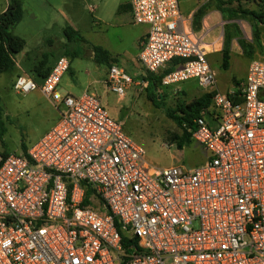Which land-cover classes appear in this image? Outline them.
Wrapping results in <instances>:
<instances>
[{
  "label": "built area",
  "instance_id": "obj_1",
  "mask_svg": "<svg viewBox=\"0 0 264 264\" xmlns=\"http://www.w3.org/2000/svg\"><path fill=\"white\" fill-rule=\"evenodd\" d=\"M131 10L148 26L146 72L183 61L163 88L215 89L179 0H132ZM70 65L61 57L41 86L58 123L26 153L0 154V264H264V51L239 91L215 92L194 120L208 157L191 169L151 165L94 94L60 91ZM106 83L118 96L141 85L116 65ZM37 89L26 75L14 83L18 94Z\"/></svg>",
  "mask_w": 264,
  "mask_h": 264
},
{
  "label": "rangeland",
  "instance_id": "obj_2",
  "mask_svg": "<svg viewBox=\"0 0 264 264\" xmlns=\"http://www.w3.org/2000/svg\"><path fill=\"white\" fill-rule=\"evenodd\" d=\"M9 1L0 0V12ZM119 1L23 0V19L12 32L22 37L26 46L15 57V70L0 74V106L3 110L1 155L23 154V147L28 149L38 142L60 119L59 112L40 89L28 94H18L14 90L16 74L31 77L41 88L44 78L36 73V66L46 71L65 55L70 59L76 77L67 72L59 83V90L65 93L70 91L75 96L86 91L94 94L109 116L122 123L125 135L145 150L151 165L157 168L183 166L191 169L204 163L208 152L197 141L192 140L179 150L175 142L168 140L174 134L181 135L182 130L168 117L167 111L181 115L182 107L206 94L218 91L230 96L232 92L239 91L251 61L264 51V24L256 20V15L263 10L264 0H210L200 8L205 14L210 5L219 4L218 11L222 14L217 32L219 45L214 47L218 55L209 58L217 74L214 90H202L195 80L163 88L157 80L151 81L150 73L145 72L141 85L128 88L123 98L108 90L106 67L91 58V47L85 41L70 42L65 32L71 27L86 41H98L96 32H100V25L97 26L96 16L110 19L116 13ZM181 2L182 7L187 5L184 0ZM92 8L94 12H91ZM193 28L197 32L200 26ZM227 37L230 39L231 59L229 69L224 70L222 51ZM66 48L68 52H65ZM76 48H79L78 53ZM122 69L134 81L143 72L139 65L124 66ZM150 95L155 96L156 102Z\"/></svg>",
  "mask_w": 264,
  "mask_h": 264
},
{
  "label": "crops",
  "instance_id": "obj_3",
  "mask_svg": "<svg viewBox=\"0 0 264 264\" xmlns=\"http://www.w3.org/2000/svg\"><path fill=\"white\" fill-rule=\"evenodd\" d=\"M184 1H186L187 7L186 6L182 7L181 0H179V5H180V11L182 15L184 16V18L186 19L187 30L203 38L204 42L206 43L207 50H208V60H209L210 56L217 54L216 52L218 51L214 47L219 45V37L217 35V32L219 30V26L221 25V18H222V14L219 12L220 11L218 7L219 4L214 3L213 5H210L208 10L205 12V14H203L200 8L204 5L206 6L207 2L210 0H184ZM131 2L132 0H120L119 3H117L119 5L117 7L116 13L113 14L110 17V19L109 18L105 19L103 17L96 16L97 26L100 25V28H99L100 32L99 31L96 32L98 33V37H99L98 41H94L93 43L85 41V43H87L91 47L90 49L91 51L89 54L96 63L98 62L95 60V54L93 51L94 46L102 47L109 53L111 57V61L109 65L103 64V66L106 67L105 68L106 69L105 71L106 81H107L108 70L111 66H114V65L120 68H124V66L137 67V65H139V67L143 70V72H141L137 76V81L140 80L141 82H142V77L144 76V73L146 72L144 68L142 67V64L139 61V54L141 50V42L146 38V35L148 33V26L137 25L134 23L133 16H132V10H131ZM8 4L9 3L7 2L0 13L4 12L7 9ZM94 11L95 9L92 8L91 12H94ZM195 26L196 27L200 26V29H197L199 31L197 32L194 31L193 27ZM63 46L65 47L64 44ZM67 48L65 49V52H68ZM78 50L79 48H76L77 53H78ZM39 67L36 66V68H39ZM36 68L34 69L35 71H37ZM41 71L44 72L43 69H41ZM68 73L73 75V77H76V74L72 70L71 65H70V69L68 70ZM21 74L22 73H17L16 76L18 77ZM216 77H217V74H216ZM134 86L139 87V85H134ZM39 89L41 91V88ZM67 93L74 95L70 91H68ZM124 96H119V97L123 98ZM50 102L52 103V101ZM208 120L209 122L212 123L211 118H208Z\"/></svg>",
  "mask_w": 264,
  "mask_h": 264
},
{
  "label": "trees",
  "instance_id": "obj_4",
  "mask_svg": "<svg viewBox=\"0 0 264 264\" xmlns=\"http://www.w3.org/2000/svg\"><path fill=\"white\" fill-rule=\"evenodd\" d=\"M24 16V2L23 0H10L7 9L0 13V74L4 72L13 71L16 68L15 57L24 50L26 41L19 36L13 34L12 30L19 24ZM256 20L264 24V5L263 10L256 15ZM66 35L70 42L74 41H86L84 37L80 36L79 32L71 27L66 29ZM93 51L95 54V60L100 64H108L111 61L109 53L99 46H94ZM222 68L228 70L230 67V39L227 37L224 48L222 51ZM183 61L176 60L168 68L162 71L160 75L150 73L151 81L157 80L160 85L163 77L169 72L175 70L179 64ZM39 67V66H38ZM37 74L40 77L45 78L50 74L53 68L42 72L41 68H36ZM149 86L152 88L151 83ZM213 94H206L200 98L195 99L191 104L180 109L181 115H177L174 111H167V115L171 118L182 130V134H174L172 137H168L170 142H175L177 148L182 150L185 145L190 144L194 131L196 130V124L194 120L197 119L201 112L208 110L212 106ZM150 98L156 102L155 96ZM158 97H156L157 99ZM3 119V110L0 106V126ZM27 148L23 147V153L27 152ZM9 155L5 153L4 156Z\"/></svg>",
  "mask_w": 264,
  "mask_h": 264
}]
</instances>
